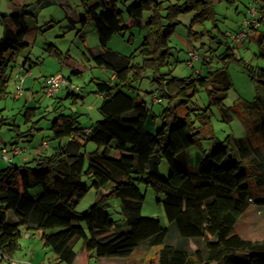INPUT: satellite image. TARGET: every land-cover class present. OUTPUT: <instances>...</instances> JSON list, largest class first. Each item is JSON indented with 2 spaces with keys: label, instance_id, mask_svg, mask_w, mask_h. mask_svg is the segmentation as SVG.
I'll return each mask as SVG.
<instances>
[{
  "label": "trees",
  "instance_id": "16d2710c",
  "mask_svg": "<svg viewBox=\"0 0 264 264\" xmlns=\"http://www.w3.org/2000/svg\"><path fill=\"white\" fill-rule=\"evenodd\" d=\"M80 1L84 8L81 19L93 23L100 47L96 52L87 48L89 58L113 73L115 83H96V91L102 95L98 107L101 118L93 128L81 127L75 112L59 113L51 121L50 139L66 138V142L29 162L10 163L0 170L1 257L9 258L20 248L19 239L26 231L40 232L44 245L64 264H75L76 240H81L88 258H128L142 242H148L159 247L148 264H264V236L252 240L235 231L250 204L264 206V196H254L252 189L264 188V153L249 138L227 136L218 140L210 136L212 148L200 151L195 168L189 164V150L200 144V129L209 123V108L217 106L226 112L224 99L232 86L226 65L183 78L160 72L169 64L167 41L178 23L176 17L192 9V2L163 6L155 0L127 4L124 0L121 9L116 4L122 0ZM196 1L201 3L200 14H212L210 0ZM145 12L149 14L144 18ZM28 14L32 12L24 4L18 14L0 16V99L7 94L8 71L28 45ZM132 27L145 28L136 53L124 56L108 47L114 34L124 36ZM258 38L263 44L264 36ZM137 53L141 62L134 61ZM259 55L264 57V51ZM226 57L235 58L229 48L222 56L224 63ZM200 58L203 64L210 63L209 58ZM27 60L25 57L21 64L24 73ZM244 69L264 89V68L244 63ZM146 71L157 83L154 92L160 101L168 102L158 115L154 133L146 128L150 107L127 92ZM198 87L207 92V107H186L179 114L177 106H186ZM177 99L179 103L173 104ZM253 107L264 109V96H257L256 102L247 106ZM152 118L155 123L156 115ZM254 121H259L254 131L264 138V112ZM17 135L25 136L24 132ZM89 140L97 148L88 154L80 152ZM162 160L170 167L167 175L159 171ZM84 176L89 183L83 181ZM141 186L162 194L156 203L162 205L181 239L196 241L194 249L167 243L168 228L157 218L141 215L145 198ZM36 187L41 192L33 197L30 191ZM91 188L103 189L102 196L87 209L76 211ZM110 197L119 199L124 216L126 228L119 232L114 230L117 223L108 211Z\"/></svg>",
  "mask_w": 264,
  "mask_h": 264
},
{
  "label": "rangeland",
  "instance_id": "374dc122",
  "mask_svg": "<svg viewBox=\"0 0 264 264\" xmlns=\"http://www.w3.org/2000/svg\"><path fill=\"white\" fill-rule=\"evenodd\" d=\"M95 1L87 0L88 3ZM131 1L128 0L126 4ZM155 1L162 2L163 6L185 1L192 2L191 4L194 5L192 9L176 17L178 23L167 41L169 64L163 66L160 72L183 78L196 73L204 75L209 68L213 69L225 64L232 81V86L224 99L223 108L226 112L217 106H211L208 110L209 123L200 129L202 134L200 144L194 145L189 150L190 167L195 168L196 154H200L201 150L208 151L212 148L214 141L210 136L218 140H224L227 136L249 138L251 144L259 147L264 153V138L254 131V124L259 122L254 120L262 115L264 109L247 108L250 102H256L257 96H264V89L255 84L244 69V63L264 68V57L259 55V52L264 51V40L263 44H259L258 38L260 35L264 36V0H232L231 2L210 0L212 14L206 17L200 14L201 3L196 0ZM123 3L124 0L118 1L116 6L123 9ZM24 4L28 5V9L32 12L26 15L28 33L25 40L28 45L8 71L7 94L0 99V150L2 147L8 149L13 141L27 150L14 156L12 151H8L9 161L1 156L0 151V170L10 163L22 164L31 161L32 156L39 155V152L33 151L34 148L41 150V154L50 153V148L41 147L42 139L48 140L51 147L58 142H66V138L50 139L51 121L59 113L75 112L78 114L81 127L93 128L95 122L101 118L98 107L102 96L96 91V83L101 81L115 83L110 78V71L96 66L89 58L87 48L96 52L100 47L93 23L88 19L85 21L81 19L84 8L80 0H12L11 2L0 0V16L13 14ZM250 6H254L257 10L254 19L258 21V27L255 29L244 23L245 18L251 20L248 14ZM148 14L145 12L144 18ZM125 18L126 14L123 12L122 19L125 20ZM243 28L248 32L247 38L234 43L230 35ZM143 33L145 34L144 27L142 29L132 27L124 36L118 34L112 38L109 47L127 55L136 53L142 41L141 38L144 37ZM1 34L0 18V36ZM130 37L131 40H129ZM228 48L233 51L235 58L226 57L224 63L222 56ZM189 50H194L199 57L203 55L209 58L210 63L203 64L201 58L189 62L187 54ZM26 56L28 60L25 68H28L29 74L23 72L25 83H22V93L19 97H15L18 82L14 74L18 72L19 65L23 63ZM141 59L142 56L137 53L134 61L141 62ZM74 68H78L79 72H74ZM58 74L69 77L75 88L62 86L58 93L50 97L46 96L43 92L45 77ZM132 86L134 89L127 92L145 100L150 107L146 128L154 133L159 125L158 115L168 102L166 99L160 102L151 101L157 83L153 80L150 71H146L144 77L132 83ZM70 91L74 95L68 94ZM177 103H179L178 99L173 102V104ZM207 105V92L204 88L198 87L186 106H177V111L183 114L186 107L202 110ZM153 115H156L155 123ZM195 126H200L198 121H195ZM261 129L264 134V127ZM22 132L25 136L17 135ZM96 148V143L89 140L80 152L88 154ZM109 154L116 155L115 151H109ZM25 158L28 160L26 161ZM159 171L162 175L170 172V167L165 160L160 163ZM83 181L89 183L90 180L84 176ZM141 189L145 194L140 208L141 215L157 218L162 226L168 228L167 243H176L187 249H194L196 241L181 239L175 225L168 222L162 205L156 203V198H162V194H156L150 187L141 186ZM252 189L254 196H264V188L259 190L252 187ZM40 192V187L30 191L33 197ZM102 194L103 189L91 188L77 205L76 211L81 212L87 209ZM108 211L117 223L114 230L117 232L124 230L126 228L124 216L121 213L118 198L108 199ZM235 231L243 238L261 239L264 236V207L250 204L248 210L237 221ZM25 232L19 239L20 248L9 258H2L0 255V264H64L59 262L50 248L44 245L40 232H31L29 237L25 235ZM158 248V246L149 245L148 242H142L128 258H97L95 255L88 258L81 240H76L73 244L76 252L75 264H148Z\"/></svg>",
  "mask_w": 264,
  "mask_h": 264
},
{
  "label": "built area",
  "instance_id": "2783aa9c",
  "mask_svg": "<svg viewBox=\"0 0 264 264\" xmlns=\"http://www.w3.org/2000/svg\"><path fill=\"white\" fill-rule=\"evenodd\" d=\"M257 13V10L254 6H250L248 9V14L251 17V20L244 19V23L246 25H249L250 28H256L258 26V21L254 19L255 15ZM248 32L245 30V28L237 31L234 34L230 35L231 40L234 43L241 42L247 38ZM189 56V62L200 59L199 55L194 51V50H189L187 52ZM22 75H23V68L21 65H19V70L14 74V78L17 80L18 84L16 86V93L14 94L15 97H19L22 93ZM66 86L70 88H75L73 84H71L70 80L67 77H64L63 75H49L45 77L44 80V85H43V92L46 96H52L54 93H56L60 87ZM77 88V87H76ZM152 102H159L160 99L158 98L157 94L155 92L152 93ZM89 129H86L85 132H88ZM48 142L47 141H42L41 147H47ZM1 156L9 161L10 157H8L7 153L8 151H12V156L20 154L22 151H24L23 147H19L18 145L11 146L10 150L7 149L6 147L1 148Z\"/></svg>",
  "mask_w": 264,
  "mask_h": 264
},
{
  "label": "crops",
  "instance_id": "0c3cea01",
  "mask_svg": "<svg viewBox=\"0 0 264 264\" xmlns=\"http://www.w3.org/2000/svg\"><path fill=\"white\" fill-rule=\"evenodd\" d=\"M22 6H23V5H22ZM20 11H21V9H17V10L14 11L13 14H18V13H20ZM69 19L73 22V20H72L71 18H69ZM257 27H258V26H257ZM257 27H256V28H257ZM253 29H255V28H253ZM116 36H118V34H114V35L110 38V40H111L112 38L116 37ZM143 36H144V33H143ZM143 36H142V37H143ZM142 39H143V38H141V40H142ZM110 40H109V42H110ZM109 42H108V47H109ZM109 48H110V47H109ZM110 49H112V48H110ZM112 50H114V51H116V52H118V53H120V54H122V55H124V56H128L127 54H124V53H122L121 51H118V50H115V49H112ZM22 54H23V53H20V55H22ZM26 57H27V56H26ZM26 69H27V70H26V71H27L26 73L29 74V72H28V68H26ZM74 72H79V69H78V68H74ZM26 73H25V74H26ZM25 74L22 75V77H23V78H22V83H23V84L25 83ZM110 78H111V79H114V74H113V73H111ZM22 83H21V85H22ZM43 85H44V81H43ZM59 90H60V89H59ZM59 90L57 91V93L59 92ZM69 93H73V92L70 91ZM69 93H68V94H69ZM101 96H102V95H101ZM42 141H47V142H48V140H44V139H42ZM42 141H41V142H42ZM13 142H14V141H13ZM60 143H63V141L58 142L57 145H53V146L51 147V146H50L51 143L48 142V146H47V148H50L51 151H52V150H53L54 148H56ZM16 145H18V143H17ZM40 145H41V143H40ZM4 146H5V145H4ZM13 146H14V145H13ZM10 148H11V144H10V147H9L8 149L10 150ZM25 149L27 150V148H25ZM25 149H24V151H26ZM33 151L41 153V150H39L38 148H34ZM18 155H19V154H18ZM33 158H34V157L32 156V159H33ZM198 158H199V154H196V155H195V166H196V164H197V160H198ZM25 160L27 161L28 159L25 158ZM262 207H264V206H262ZM23 233H24V232H23ZM30 233H31V232H25V235L29 237V236H30ZM55 258L57 259L56 255H55Z\"/></svg>",
  "mask_w": 264,
  "mask_h": 264
}]
</instances>
